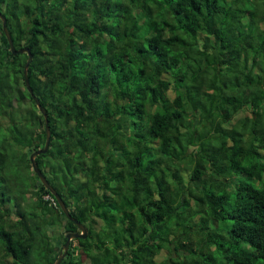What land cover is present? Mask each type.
Masks as SVG:
<instances>
[{
	"label": "trees",
	"instance_id": "16d2710c",
	"mask_svg": "<svg viewBox=\"0 0 264 264\" xmlns=\"http://www.w3.org/2000/svg\"><path fill=\"white\" fill-rule=\"evenodd\" d=\"M0 12L48 113L37 166L87 228L59 264H157L163 249L173 264H264V0ZM26 59L0 19V264H54L79 229L31 167L45 130Z\"/></svg>",
	"mask_w": 264,
	"mask_h": 264
},
{
	"label": "water",
	"instance_id": "95a60500",
	"mask_svg": "<svg viewBox=\"0 0 264 264\" xmlns=\"http://www.w3.org/2000/svg\"><path fill=\"white\" fill-rule=\"evenodd\" d=\"M0 19H1V29L2 32L4 33L8 45H9V50L10 52L15 55L17 53H26L27 55V59L24 63L23 66V80L25 83V87L26 90L28 91V93L30 94L31 98L34 100L39 112L41 113V115L43 116V125H44V130H45V140H44V144L42 147L35 149L34 151H32L29 154V160L31 163V167L33 172L37 175V177L39 178L40 182L49 190V192L52 194L53 198L55 199L56 203L59 205L60 209L63 211V213L65 214L66 218L72 222H74L78 229L79 232H66L65 237V243L63 245V250L59 253L56 261L54 262V264H59L62 260V258L65 256L70 241L72 239L75 238H85L87 236V228L81 223L79 222L76 218L72 217L68 211V208L66 207L63 199L60 197V195L57 193V191L48 183L46 177L42 174V172L39 170L37 163L35 161V157L42 154V153H46L48 148H49V143H50V136H51V132H50V124H49V118H48V113L46 112V110L42 107L39 99L35 96L34 92L32 91V88L29 84V79H28V74H27V70L30 64V61L32 59V53L29 49V47L24 46L21 48H15L13 45V41L11 39L10 33L7 29V25H6V19L5 17L2 15V13L0 12Z\"/></svg>",
	"mask_w": 264,
	"mask_h": 264
},
{
	"label": "rangeland",
	"instance_id": "374dc122",
	"mask_svg": "<svg viewBox=\"0 0 264 264\" xmlns=\"http://www.w3.org/2000/svg\"><path fill=\"white\" fill-rule=\"evenodd\" d=\"M230 35H231V33H230ZM188 173H189V171H188ZM232 174H234V173H232ZM180 251L183 252V250H180ZM160 253H161V254H158V255L156 256V258H155L157 264H160L161 261H162V259H165V261H166L168 264H173V262H171L170 260H169V262H168V260H167L168 258H167V257H169V258L174 257V253H171V252L168 253V250H167V249H163ZM165 257H166V258H165ZM174 259H177V257L175 256ZM177 262H178V264H179V261H178V260H177ZM163 264H164V263H163Z\"/></svg>",
	"mask_w": 264,
	"mask_h": 264
},
{
	"label": "built area",
	"instance_id": "2783aa9c",
	"mask_svg": "<svg viewBox=\"0 0 264 264\" xmlns=\"http://www.w3.org/2000/svg\"><path fill=\"white\" fill-rule=\"evenodd\" d=\"M54 203V202H53Z\"/></svg>",
	"mask_w": 264,
	"mask_h": 264
}]
</instances>
